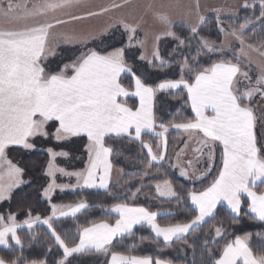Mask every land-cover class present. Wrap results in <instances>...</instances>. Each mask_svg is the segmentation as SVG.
Listing matches in <instances>:
<instances>
[{
  "label": "snow or ice",
  "instance_id": "obj_1",
  "mask_svg": "<svg viewBox=\"0 0 264 264\" xmlns=\"http://www.w3.org/2000/svg\"><path fill=\"white\" fill-rule=\"evenodd\" d=\"M84 3L85 0H0V202L10 201L13 190L24 183V169L7 158V149L20 146L25 150H33L36 145L32 140L37 136L47 138L53 135L57 141L84 136L88 141L87 166L77 172L57 168L53 163L54 158L66 156L67 153L47 149L52 159L46 174L54 177L55 172L59 171L76 178L75 185H57L53 179L43 192L49 200L50 194L57 188L60 191L77 187L110 191V156L113 150L105 145L106 137L127 136L139 141L142 148L147 149L150 158L143 176H150L153 162L165 159L167 140L164 134L168 131L164 124L159 125L162 131H155L152 101L158 91L181 87L187 91V101L190 102L195 119L173 124L172 127L202 133L199 141L201 147L195 151L203 154V150H207L209 166L197 179H202L211 171L216 147H221L222 167L209 186L202 191L187 192L186 198L196 214L185 223L162 226L157 222L159 214L156 211L128 203H114L108 209L117 216L114 222L105 219L81 227L78 229V240L69 243L55 227V221L59 217L75 218L77 214L93 207L104 209V205L89 204L83 199L68 205L51 204V215L46 218L40 215L33 217L29 209L23 221H18L15 213H0V249L11 253L0 255V264H49L47 254L39 259L25 255L26 248L30 249L38 240V234L33 231L37 223L46 226L49 238L61 252V258L52 261V264H72L71 258L74 256L90 253L109 256L106 264H171L170 260H154L149 255H126L112 250V246L126 235H131L137 225H146L155 240L162 239L166 247L170 246L173 241L185 239L188 234L195 232L206 218L214 217L217 205L222 203L229 209L233 224L240 223L242 215H250V218L264 222V144L258 143L255 131L257 117L250 106L256 94L264 97V67L260 68V74L252 83L253 78L249 71L244 70L241 60L242 57L247 58V50L264 57V45L256 47L245 39V30L252 24V18L245 17L242 23L225 28L220 15L224 10H215L219 32L233 37L240 45L238 50H232L233 58L228 59L224 56V46L217 47L207 38L199 37V27L206 20L203 15H199L197 25L189 28L193 37H199V47L192 61L195 62L205 52H219L221 58L208 67L197 69L185 57L181 64L180 79H166L153 87L127 64L124 48L113 51H108L106 46L91 48L70 62H62L54 68L47 64L49 58L55 57V49L61 43L87 42V38L75 34H62L56 38L53 33L56 26L121 8L130 0L113 3L111 8L88 11L84 16L68 13V19H40L47 17L50 12L79 7ZM258 3L260 12L256 19L264 24V0H258ZM241 7L255 9L257 2L243 0ZM196 9L199 11L198 0ZM156 15L170 29V17L166 13ZM31 20L35 23H28ZM20 22H24L22 27L5 26ZM119 24L130 34L128 39L131 46V34L136 32V28L123 20ZM164 35L176 40L177 47L190 46V40L182 39L171 30ZM154 58L164 66L165 62L158 50ZM186 72L191 74L190 79L184 78ZM122 74L131 75L134 91L124 86ZM241 81H247L248 84L237 87ZM129 96L139 98V107L133 109L128 106L123 98ZM49 122L58 125L54 133L48 130ZM145 133H154L161 139L160 152L154 153L152 145L144 142L142 135ZM191 165L192 162L188 161V167ZM180 176L192 179L187 168L180 169ZM140 191L137 189V192ZM155 192L160 198L181 202L180 194L169 179L155 183ZM135 196L136 193H133L132 197ZM245 197L246 210L243 208ZM25 228L30 237L27 245L19 235V230ZM226 235L222 225L215 228L216 237L223 238ZM250 239L251 233H245L226 240L214 264H264V254L253 251ZM51 251L49 246L47 253Z\"/></svg>",
  "mask_w": 264,
  "mask_h": 264
},
{
  "label": "trees",
  "instance_id": "obj_2",
  "mask_svg": "<svg viewBox=\"0 0 264 264\" xmlns=\"http://www.w3.org/2000/svg\"><path fill=\"white\" fill-rule=\"evenodd\" d=\"M215 1V0H205ZM259 8L244 9L239 12L237 19L223 21L225 27L231 28L242 23L245 17H251L253 23L258 19ZM172 32L176 33L182 39L187 38L191 41L190 46L186 44L177 47L178 42L173 38L161 39L158 45L159 56L165 62L161 65L160 60H154L152 63H146L141 59V51L138 47L129 46L128 33L121 27H114L109 32L97 39L84 45L68 46L60 45L55 50V57L49 58L46 62L50 67H56L58 64L67 63L75 59L81 52L91 48L100 49L106 46L108 51L117 48L125 49V61L131 66L133 72L140 76L145 83L156 87L160 82L171 79L178 80L181 77V64L185 57L190 64H194L197 69L210 66L214 61L221 58V53H204L200 55L195 62L192 57L196 56V49L199 47L198 38L205 37L210 43L221 45L223 36L216 27V20L209 18L199 28V37H193L190 30L182 25L172 27ZM246 41L253 43L256 47L264 44V29L257 26L250 29L245 34ZM103 41V44H101ZM133 43V42H132ZM239 45H233L224 56L228 59L233 58V49L238 50ZM246 69L244 63H242ZM191 74L185 73L184 78L190 79ZM122 83L129 91H133L134 81L130 74L121 76ZM129 107L135 109L138 105L134 99L125 101ZM154 116L156 120L155 131L162 129L160 124L167 126L168 131L165 133L167 140L165 159L161 164L151 167V175L143 176V172L148 169L149 158L146 151L142 148L140 142L127 138H105V145L112 148L111 161L112 166L124 174L123 181L110 188V191L100 192L93 190H78L74 192L55 193L51 199L52 204L68 205L81 199L86 200L89 204H102L104 209L90 208L73 219H64L55 222V227L65 236L69 243L74 239L78 240V229L88 226L92 222L100 220H109L114 222L115 217L110 214L108 209L114 203H128L132 206H142L150 211L158 212V223L162 226L169 223L188 222L196 213L191 206L187 197L189 190L202 191L210 185L212 180L218 175L222 167L221 147L215 149L214 165L211 173L201 181L189 182L180 178L174 170L173 160L176 154L185 144L186 137L183 133L172 129V125L183 123L188 120H194L195 116L191 110L190 103L187 101V92L184 89L177 91L160 92L154 98ZM55 122H50L48 130L54 133ZM144 142L151 144L153 150L158 148V142L155 137L150 135L142 136ZM36 145L34 151L25 150L18 147H9L7 149V158L14 164L24 169L22 180L23 185L14 190L10 201L0 204V213L7 215L8 212L15 213L18 221L27 218L28 210L31 209L33 217L40 215L46 218L51 215V206L44 199L43 192L49 184L46 175L50 156L47 149L51 148L55 152L67 153V160H59L57 163L67 170L84 169L88 154L86 151L87 140L84 137H75L67 142H57L53 135L45 137H36L32 140ZM159 169V171H157ZM169 179L181 196V202L175 199L161 200L155 192V183ZM137 189H141L137 192ZM259 190V189H258ZM136 193L133 198L132 194ZM247 202L244 201L243 208L246 210ZM192 209V210H189ZM223 226L227 235L223 238L215 236V228ZM35 233L38 234V240L33 243L30 249L26 248L25 255L29 258H42L47 254L49 264L52 261L61 258V252L49 238L47 231L43 227L37 228ZM251 233L249 241L253 251L258 254H264V222L252 219L249 216H241L238 224L232 223V215L224 208L219 207L214 217L197 228L195 232L190 233L185 239L176 241L170 246L155 240L150 231L145 227H139L128 235L114 242L112 250L122 252L126 255L152 256L156 258L167 259L171 264H214L226 240L233 239L236 235ZM27 245L30 237L27 232L19 233ZM51 246V253H47L48 247ZM0 255H11L0 249ZM72 264H106L108 257L98 254H87L74 256Z\"/></svg>",
  "mask_w": 264,
  "mask_h": 264
},
{
  "label": "rangeland",
  "instance_id": "obj_3",
  "mask_svg": "<svg viewBox=\"0 0 264 264\" xmlns=\"http://www.w3.org/2000/svg\"><path fill=\"white\" fill-rule=\"evenodd\" d=\"M256 2L257 8H259L258 0H256ZM113 3H122V0H85V3L79 7H74L71 9H59L55 12H50L47 17H42L40 19L51 20L53 17L68 19V13H71L72 15L84 16L85 13L88 11H99L101 8H111V5ZM198 3L199 11H197L196 9L197 0H130V3L126 4L125 6L117 9H112L108 12L102 13L101 15L87 17L84 19L70 21L68 23L58 25L53 29V33L56 38H59L62 34H75L80 38H87L86 43H88L90 41L97 40L105 36L110 29L114 28L110 27V25H115V27H121L124 30L123 26L119 24V21L123 20L136 28V32L134 34H131L133 36L131 46L138 47L140 49L141 57H143L142 60L144 62L152 63V61L157 60L154 58V53L156 52V50H158V45L161 39L172 38L164 35V33L168 30L172 31L173 26L182 25L189 29L190 26L197 25L199 15H203L206 19L213 18L216 20V9L224 10L220 14L222 21L235 20L237 19L239 12L241 10H244L241 7L243 0H198ZM233 12L236 13L235 16H233ZM157 13H166L170 17L172 21L170 29L160 22V20L157 18ZM0 22H2V18H0ZM23 23L24 22L10 23L5 26L22 27ZM28 23H35V21L31 20L28 21ZM257 26H262L264 29V24H262L260 20H257L256 22H252V24L249 25V27L245 30V34L247 31ZM129 35L130 34L128 33V37ZM157 36L160 37L159 40L156 39ZM222 36L223 41L221 45L215 46H224L225 51H228L233 45H239L233 37L226 36L225 34H222ZM86 43L72 42L61 44L68 46H78L84 45ZM247 51V58L242 57L241 60L246 67V69L244 70L249 71V75L253 78L252 83H254L255 78L260 74V68L264 67V57H261L255 51ZM249 61H251V63H249ZM247 84V81H241V83L238 84L237 87H244ZM250 106L253 108L254 113L257 117L255 131L257 134L258 143L264 144V97H261L259 94H256L250 102ZM184 135L185 137H187V142L185 146L181 149V151L177 153L175 161H173L175 163L174 170L180 178H185L180 176V169L187 168L189 176L192 177V179L187 178L188 181L197 182L206 178L211 173L214 165L215 153L213 162L211 164V171L207 172V174L204 175L202 179H197V177H200L205 172L206 168L209 166L207 150L204 149L203 154L195 151V149L201 147L199 141L202 139V135L197 134L195 132H185ZM73 138L75 137H71L69 139L62 140L59 142H67L68 140H71ZM157 142L158 148L155 149L154 153L160 152L162 150L159 147V145L161 144V139L159 137ZM188 161L192 162L191 167H188ZM162 162L163 160L159 162H153V164H161ZM53 163L57 167L54 160ZM122 175L123 173L121 171L114 169L112 184L119 183V179H121ZM57 176L58 175L56 174V172L54 174V177L48 176L50 182H52L53 179L55 180ZM59 176H61V174H59ZM64 185L74 184L73 182H71L70 179H67ZM79 189V187L74 189L67 188L64 191L71 192ZM55 191L64 192L60 191L59 189ZM54 192L50 194V198L54 196ZM44 199L48 198L44 197ZM1 203L2 202H0V204ZM60 220L61 219H58L55 222ZM39 227H43L47 231L46 226L40 223H37L35 225L33 231H35ZM22 231L28 233V230L26 228L19 230V233Z\"/></svg>",
  "mask_w": 264,
  "mask_h": 264
},
{
  "label": "crops",
  "instance_id": "obj_4",
  "mask_svg": "<svg viewBox=\"0 0 264 264\" xmlns=\"http://www.w3.org/2000/svg\"><path fill=\"white\" fill-rule=\"evenodd\" d=\"M123 75H126V74H122L121 76H123ZM181 89H183L182 87H181ZM177 90H179V89H173V90H165V91H158L156 94H155V96L158 94V93H160V92H168V91H177ZM185 91H186V89H184ZM133 91H134V87H133ZM187 92V91H186ZM155 98V97H154ZM128 99H134V100H136L137 101V103H138V105H137V107H139V98L138 97H131V96H129V97H126V98H123V100L124 101H126V100H128ZM190 103V102H189ZM152 110H153V114H154V99H153V101H152ZM194 114V113H193ZM194 116H195V114H194ZM50 123V122H49ZM155 125H156V120H155ZM172 129H174V130H177V131H179V132H181V133H185V132H188V131H185L184 129H177V128H172ZM192 132H195V133H197V134H200V135H202V133H198V132H196V131H192ZM192 132H189V133H192ZM144 135H150V136H153V137H155V138H157L158 139V137L157 136H155V134L154 133H145V134H143L142 136H144ZM37 137H41V136H37ZM80 137H84V136H80ZM113 137H115V136H113ZM36 138V137H35ZM84 138H86V137H84ZM107 138V137H106ZM115 138H127V139H130V140H133V141H136V140H134V139H132V138H130V137H127V136H124V137H115ZM34 139V138H33ZM54 140H55V138H54ZM86 140H87V138H86ZM55 141H57V140H55ZM57 142H59V141H57ZM137 142H139V141H137ZM186 142H187V137H186V141H185V144H186ZM87 144H88V141H87ZM87 144H86V146H87ZM185 144H184V146H185ZM183 146V147H184ZM10 147H18V148H22V147H20V146H10ZM182 147V148H183ZM35 149H33V150H29V151H34ZM145 151H146V153H147V149H144ZM86 151H87V149H86ZM181 151V150H180ZM179 151V152H180ZM48 152V151H47ZM153 152H154V150H153ZM178 152V153H179ZM57 153H60V152H57ZM49 154V153H48ZM88 154V153H87ZM177 155V154H176ZM176 157V156H175ZM50 159H52L51 157H50ZM68 159V156L66 155V156H60V155H58V156H56L55 158H54V162L56 163V165H57V168H62V169H65L67 172H77V171H82V170H84L85 168H86V166H87V163H86V165H85V167H84V169H81V170H67L66 168H64V167H61L60 165H58V161L59 160H67ZM110 159H111V156H110ZM88 160V159H87ZM173 161H175V158H174V160ZM154 165H157L156 163L154 164ZM175 166V163L173 162V167ZM114 167L112 166V171H111V175H110V181H109V190H110V188L111 187H113V186H115V185H118V184H120L122 181H123V179H124V174L122 175V177H121V179H119L120 181H119V183H117V184H112V178H113V176H114ZM117 170V169H116ZM119 171V170H118ZM46 173H47V171H46ZM56 174L58 175L56 178H55V183L57 184V185H64L65 184V182H66V180L67 179H70L71 180V182H73V184L75 185L76 184V178L73 176V177H69V176H66V175H63V174H61L59 171H57L56 172ZM59 174H61V176H59ZM47 175V174H46ZM47 177H48V175H47ZM6 178V177H5ZM48 179H49V177H48ZM182 179H184V180H186V181H188V179L187 178H182ZM203 180V179H202ZM201 181V180H200ZM190 182V181H189ZM198 182V181H197ZM49 183H51L50 182V179H49ZM23 184H21L19 187H17V188H15L14 190H16V189H18V188H20L21 186H22ZM59 188H57L56 190H58ZM13 190V191H14ZM79 190H93V191H100V192H107V191H105V190H103V189H96V188H93V189H88V188H80ZM76 191H78V190H76ZM64 192H67V191H64ZM71 192H74V191H71ZM55 193H57V191H55L54 192V195H55ZM58 193H60V192H58ZM157 195V194H156ZM158 197V196H157ZM159 198V197H158ZM51 199H52V197L50 198V200L49 199H46L48 202H49V204H50V206H51ZM159 199H161V198H159ZM161 200H168V199H165V198H162ZM244 201H246L247 202V198L245 197L244 198ZM190 202V201H189ZM191 204V203H190ZM192 206V205H191ZM193 207V206H192ZM219 207H224L229 213H230V211H229V209L227 208V206H226V204H218L217 205V208H216V210L219 208ZM216 212V211H215ZM80 214H82V213H79V214H77V216H79ZM110 214L113 216V217H115V218H117V216H116V214L115 213H111L110 212ZM231 214V213H230ZM212 217H210V218H206V220H205V222H207V221H209L210 219H211ZM59 219H73V217H59ZM205 222H203L200 226H202ZM199 226V227H200ZM139 227H145V228H147L149 231H150V233H151V235L153 236V238H154V234L151 232V230L146 226V225H137V226H135L134 227V229H133V231L135 230V229H137V228H139ZM198 227V228H199ZM189 235V234H188ZM187 235V236H188ZM126 236H128V235H126ZM125 236V237H126ZM181 240H183V239H181ZM178 241H180V240H178ZM159 242H161V243H163V241H162V239L161 240H159ZM174 242H176V241H173V243ZM164 244V243H163ZM90 254H95V253H90ZM85 255H87V254H85ZM105 256V255H104ZM106 257H108V259H110V257L109 256H106Z\"/></svg>",
  "mask_w": 264,
  "mask_h": 264
}]
</instances>
